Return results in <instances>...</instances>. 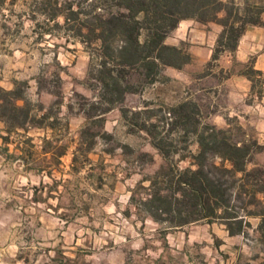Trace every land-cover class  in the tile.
I'll use <instances>...</instances> for the list:
<instances>
[{
  "label": "rangeland",
  "instance_id": "obj_1",
  "mask_svg": "<svg viewBox=\"0 0 264 264\" xmlns=\"http://www.w3.org/2000/svg\"><path fill=\"white\" fill-rule=\"evenodd\" d=\"M94 3L0 0V87L17 84L41 123L9 133L0 123V264H205L199 248L210 244L205 220L177 226L172 214L157 209L155 221L142 203L154 195L173 198L167 182L195 168V131L204 126L264 146L263 78L244 75L250 67L264 69L258 58L264 33L245 40H260L248 60L229 53L212 59L220 32L206 24L198 56L182 42L176 47L190 60L181 69L161 67L153 81L121 70L133 91L111 103L100 80L108 82L116 69L110 61L100 67ZM184 102L190 107L182 117L176 109ZM210 164L219 166L220 159L209 155ZM247 168L264 170V150L252 154ZM250 202L241 195L233 204L241 215L262 211L261 193ZM244 238L259 246L262 234ZM176 246H187L191 261Z\"/></svg>",
  "mask_w": 264,
  "mask_h": 264
},
{
  "label": "trees",
  "instance_id": "obj_2",
  "mask_svg": "<svg viewBox=\"0 0 264 264\" xmlns=\"http://www.w3.org/2000/svg\"><path fill=\"white\" fill-rule=\"evenodd\" d=\"M236 1L95 0L90 20L99 41L100 67L106 69L110 61L114 67L112 69H116L108 71V82L100 80L102 88L108 89L112 96L110 102H122L125 94L133 91L125 77L121 76V70L130 69L139 74L140 80L153 81L161 67L181 69L189 62L188 54L179 47L165 43L168 34L183 20L221 26L212 59H216L220 53L233 54L248 27H264V0ZM96 6L99 12H96ZM68 7L71 8V3ZM74 13L77 14V11ZM112 40H119L121 45L112 47ZM251 74L261 76L263 79L259 84L264 85V75L260 71L250 67L249 72L244 73L252 80ZM18 101L24 104L20 106ZM187 107H190L189 103H181L176 112L185 117L183 111ZM31 111L17 84L12 90L0 87V123L7 133L16 129L40 127V120ZM194 141L198 147L197 153L191 156L195 168L185 169L175 180H168V188L173 187L172 199L154 195L142 203L150 217L160 221L153 214L160 209L161 212L172 214L173 219L178 220L177 226L198 220L225 222L229 233L233 235L242 232L244 216L260 215L264 227V206L259 213L247 211L241 215L233 204L241 195L254 203L256 194L261 193L264 200V182L261 180L264 170L247 168L252 154L264 150V146L253 139L235 140L226 130L212 126L195 131ZM154 147L161 151L160 144H154ZM209 155L219 158L220 165H207ZM232 188L239 192H232ZM177 193L179 196H176Z\"/></svg>",
  "mask_w": 264,
  "mask_h": 264
},
{
  "label": "crops",
  "instance_id": "obj_3",
  "mask_svg": "<svg viewBox=\"0 0 264 264\" xmlns=\"http://www.w3.org/2000/svg\"><path fill=\"white\" fill-rule=\"evenodd\" d=\"M179 26L180 28H177L179 32L173 39L174 42L170 45L178 46L182 42H188L190 45V53L193 56H198L201 51L204 50L208 32L202 29H204L206 25L189 19L181 21ZM216 27H219L216 28L218 29L216 32L219 33L222 28L219 25H216ZM256 33H264V27H248L240 38L236 51L233 53L238 61L248 60L249 55H251L253 49L260 42L259 40L257 43L251 42L246 44L245 40L248 38L250 39V34ZM240 55H242L243 58H241ZM261 57H264V55L261 54L258 56V58ZM255 64L257 65V61ZM258 70L264 71L262 68ZM204 226L207 227L208 236L211 237V239H208V241H210L209 246H199L201 251L205 250L203 252L205 254V264H264V241L262 238L259 239V246H247V240L244 238L245 233L248 232L257 234L264 233L262 216H244L242 232L234 233L233 235L229 233V227L225 222L215 221L208 223L205 221ZM214 229H217L219 234L216 233ZM187 237H190V233ZM238 241L240 244L242 243V246H236L238 245L236 244ZM175 249L182 252L181 254L184 256H188V260L191 261L187 246H176Z\"/></svg>",
  "mask_w": 264,
  "mask_h": 264
}]
</instances>
